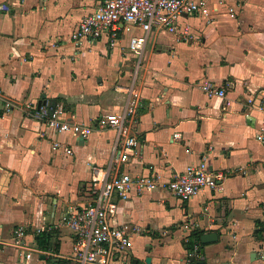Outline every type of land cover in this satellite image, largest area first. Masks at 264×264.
I'll return each mask as SVG.
<instances>
[{"label":"crops","instance_id":"0c3cea01","mask_svg":"<svg viewBox=\"0 0 264 264\" xmlns=\"http://www.w3.org/2000/svg\"><path fill=\"white\" fill-rule=\"evenodd\" d=\"M103 1L0 0V264H77L75 237L62 217L90 199L92 168L111 165L117 133L99 129L97 120L124 109L126 94L118 88L130 84L137 62L123 30L113 45L108 36L80 50L71 43L82 18ZM205 1L209 16L182 17L179 31L188 26L192 39L150 33L136 84L144 100L140 146L112 173L169 178L206 156L212 170L232 174L222 190L206 189L188 202L163 189L116 198L111 223L132 233L115 264L148 257L157 264L152 254L172 242L179 250L158 264H190L183 241L194 230L218 234L204 246L205 264H264V143L257 140L264 120V0ZM207 81L225 89L226 98L208 97L198 86ZM8 100L17 107L6 111ZM40 100H56L60 118L93 133L83 140L50 129L27 114ZM18 226L27 229L30 259L11 244ZM47 235L45 250L38 239Z\"/></svg>","mask_w":264,"mask_h":264},{"label":"built area","instance_id":"2783aa9c","mask_svg":"<svg viewBox=\"0 0 264 264\" xmlns=\"http://www.w3.org/2000/svg\"><path fill=\"white\" fill-rule=\"evenodd\" d=\"M230 11L234 13V9ZM198 13L210 15L211 8L205 0H104L95 11L82 18L71 34V43L80 50L84 43L93 44L104 36H108L113 45L119 31L123 30L130 33L129 50L138 61L130 84L118 88L126 94L124 109L119 113L103 114L97 120L99 129L111 128L117 133L111 152V165L107 168H92L90 199L80 208L68 207L62 217V223L75 237L72 257L77 264H115L119 254L128 250L131 244L130 228L127 225L116 227L111 223L117 211L116 198L126 201L133 193H152L163 189L188 202L206 189L222 190L223 182L232 174L229 170H212L206 156L182 172L174 171L169 178L156 171L136 176L125 172L112 173L113 166L128 162L129 151L137 153L140 146L137 125L144 100L136 87V80L150 33L153 29H159L175 35L178 42L192 39L188 26L182 32L179 28L184 15ZM135 28L143 30V34L131 33ZM75 54L78 52L75 51ZM198 86L208 97L226 98L225 89L213 82H203ZM5 106L6 111H11L17 104L8 100ZM28 109L30 111L27 114L56 132L71 134L83 140L93 133L90 127L60 118L62 108L58 104L53 115L47 104L41 107L29 105ZM257 140L264 143V120ZM54 146L59 148L63 145L55 143ZM66 153L74 154L70 148L66 149ZM43 231L45 228L37 229V234ZM134 231H139V228ZM26 236V227L18 226L11 244L29 251L25 257L30 259L32 249L25 242ZM189 257L203 259L198 246L189 253Z\"/></svg>","mask_w":264,"mask_h":264},{"label":"trees","instance_id":"16d2710c","mask_svg":"<svg viewBox=\"0 0 264 264\" xmlns=\"http://www.w3.org/2000/svg\"><path fill=\"white\" fill-rule=\"evenodd\" d=\"M64 104V108H65ZM204 235V232L201 230H194L189 236H188V241H183V246L187 250L188 253H191L194 251L195 246H198L199 251L204 248L205 245L201 243V237ZM50 239L51 236L47 235L42 238L39 237V242H40V247L42 249H48L50 245ZM191 261V258H190ZM196 261H191L190 264H196Z\"/></svg>","mask_w":264,"mask_h":264},{"label":"water","instance_id":"95a60500","mask_svg":"<svg viewBox=\"0 0 264 264\" xmlns=\"http://www.w3.org/2000/svg\"><path fill=\"white\" fill-rule=\"evenodd\" d=\"M46 103H47L46 101L40 100V101L38 102V107H41L42 105H46ZM48 106L50 107V114L53 115V114H54V110H55V108H56V106H57V101H56V100H51V101L49 102ZM217 240H218V234H216V233H208V234H204V235L201 237V243H202L203 245H207V244L213 243V242H215V241H217ZM199 253H200L201 256H204V255H205V250H204V248L201 249V250L199 251ZM195 259H196V258H191V261H195ZM146 262H147V264H150V263H151V258L148 257V258L146 259ZM134 264H136V260L134 261ZM196 264H205V261H203V260L196 261Z\"/></svg>","mask_w":264,"mask_h":264},{"label":"rangeland","instance_id":"374dc122","mask_svg":"<svg viewBox=\"0 0 264 264\" xmlns=\"http://www.w3.org/2000/svg\"><path fill=\"white\" fill-rule=\"evenodd\" d=\"M138 62V61H137ZM136 62V64H137ZM141 68H142V65L140 66V68L138 69V72H137V82H138V79H139V75L141 74ZM154 247L155 248H159L160 246V243L157 241V242H154ZM179 250V245H178V242H172L170 243L169 245H166L165 244V247L161 250V252H159L158 254L160 255H157V254H152V256L154 257L155 259V263H160V261L164 262L165 261V258L163 257V254H170V253H175ZM142 264H146V262H142Z\"/></svg>","mask_w":264,"mask_h":264}]
</instances>
